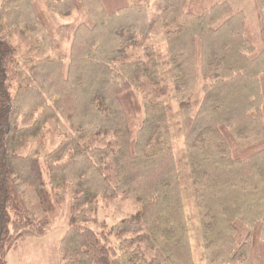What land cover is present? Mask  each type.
I'll use <instances>...</instances> for the list:
<instances>
[{"label":"trees","instance_id":"obj_1","mask_svg":"<svg viewBox=\"0 0 264 264\" xmlns=\"http://www.w3.org/2000/svg\"><path fill=\"white\" fill-rule=\"evenodd\" d=\"M256 2L257 26L228 1L155 0L161 63L145 42L154 32L146 3L0 0V264L19 242L46 234L21 183L48 214L70 197L57 264H195L184 178L207 264H253L259 245L264 253V0ZM77 12L87 18L73 28L55 20ZM15 34L44 55L17 54ZM56 34L71 38L69 54ZM139 45L144 58L128 59L127 47ZM166 74L180 157L168 104L143 89L160 92ZM53 131L61 139L47 150ZM102 135L113 141L90 144ZM118 195L138 210L91 227L100 199Z\"/></svg>","mask_w":264,"mask_h":264},{"label":"rangeland","instance_id":"obj_2","mask_svg":"<svg viewBox=\"0 0 264 264\" xmlns=\"http://www.w3.org/2000/svg\"><path fill=\"white\" fill-rule=\"evenodd\" d=\"M149 5L151 19L154 23L153 34L146 39V44H154L159 53V59L162 63L166 55V43L163 35L162 24L158 18L160 11L155 6V0H137ZM223 1V0H217ZM229 1L235 8L243 9L247 14L253 25L257 26L263 11L258 6L256 0H224ZM87 17L82 12H77L76 14L70 16L56 17V22L61 24H69L72 28L75 27L79 22L85 20ZM176 23L172 25L174 27ZM56 38L61 43V50L65 54H69L70 50V37H61L56 34ZM8 42L14 47L17 54L40 57L44 54L39 53L37 50L31 47V42L25 39L20 34H15L11 36ZM144 42V43H145ZM51 56L54 53H50ZM144 47L143 46H128L127 47V58H144ZM165 66L162 65V70ZM144 92L151 95L155 99H160L166 101L170 112V125L174 148L180 157L182 150V134L179 123L178 116V104L174 98V90L168 79V75H164L162 90L156 91L151 86H145ZM198 92H201L200 85L197 88ZM30 121L26 122V124ZM61 137L58 136L54 131L51 134V142H49L46 147L47 150L53 148L58 144ZM109 141H113L112 135H102L97 138H91L89 140L92 145L104 146ZM32 147V141L27 142V144L19 150L21 154L27 153ZM181 172L185 176L186 164L181 162L180 164ZM185 186V202L186 211L189 219V230L190 239L193 248V259L195 264H207L203 253V243L201 238V231L199 225V219L197 211L194 207L191 190L189 191L187 187V180H183ZM20 190L22 191L27 205L32 209L37 217V221L40 224L43 231L46 234L41 237H33L28 240L19 242L15 247H13L7 256V264H57V249L60 239L65 234L68 228V221L70 216V202L69 195L62 201L57 202V211L53 214L46 213L40 206V201L31 186L26 183L20 184ZM100 208L94 214V220L89 223V225L97 230L105 229L114 222L128 217L135 213L139 208V203L131 196L118 195L116 198L106 200L100 199ZM130 236V234L128 235ZM114 240H119L120 237L113 238ZM146 252L148 255L151 254L150 250L147 248ZM253 264H264V253L262 245L255 248L253 255Z\"/></svg>","mask_w":264,"mask_h":264},{"label":"crops","instance_id":"obj_3","mask_svg":"<svg viewBox=\"0 0 264 264\" xmlns=\"http://www.w3.org/2000/svg\"><path fill=\"white\" fill-rule=\"evenodd\" d=\"M224 1V0H223ZM229 2V1H228Z\"/></svg>","mask_w":264,"mask_h":264}]
</instances>
